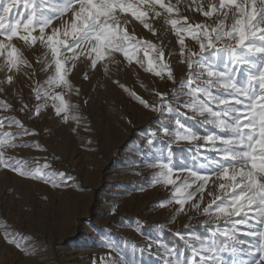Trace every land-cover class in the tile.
<instances>
[{
    "label": "rangeland",
    "instance_id": "1",
    "mask_svg": "<svg viewBox=\"0 0 264 264\" xmlns=\"http://www.w3.org/2000/svg\"><path fill=\"white\" fill-rule=\"evenodd\" d=\"M217 2L197 0L204 5ZM171 3L177 4V0ZM178 7L181 15L189 17L190 23L205 21L202 14L194 10L193 0H179ZM173 18L180 19V16L173 15ZM60 23V20L54 21L53 27ZM153 25L155 35L134 18L127 27L138 39L163 46L174 80L166 74L161 79L146 71L143 50L139 56L145 59L144 66L135 61L129 63L121 53L116 56L118 63H108L107 73L99 63L93 70L88 61H77L68 77L74 88L71 92L65 91V99L70 104L67 122L55 114L51 99L38 116L33 115L34 108L45 103L43 96L40 100L35 98L33 89L38 82L43 84L55 74L54 65L41 71L52 58L50 55L44 58L47 50L40 44L22 48L32 66L8 72L14 78L11 84L0 83L3 88L0 100L12 105L11 109L0 106V115L18 118L37 134L16 137L23 143L8 148L5 158L14 157L32 169L47 164L50 167L45 171L66 175L64 183L53 187L51 182L0 167V264H165L158 242L168 243L166 231L185 237L209 232L206 224L209 216L201 212L214 196L223 195L215 176L203 193L200 210H191L186 204L184 211L179 212L180 206L174 200L166 206L157 203L172 199L175 187L188 176L187 171L179 172L174 168L173 179L179 176L176 185L153 183L161 163L157 158L171 155L175 165L181 166L191 165L194 155L192 145L187 142L171 144V137L163 128L173 131L175 121L179 120L200 135L217 130L200 123L204 117L183 106V102L190 99L186 95L171 101L180 113L187 114L178 115L177 112L155 111L130 94L135 92L149 105H160L158 93H167L171 98L174 90L186 91L179 87V82L187 79L189 69L181 62L178 38L163 17L153 21ZM185 43L192 50L198 48L191 37H186ZM38 57L43 63H37ZM254 59L260 62L259 57ZM4 63V58H0V81L6 78ZM244 70L246 68L242 72ZM86 72L87 79L84 78ZM200 99H205L202 94ZM24 105H27L24 111H19ZM73 115L83 118L79 124L71 119ZM7 130L21 131L16 125ZM35 142L41 147H35ZM202 152L199 162L216 156L214 152ZM209 192L213 195L209 196ZM199 199L200 194H197L195 201L189 203ZM5 233L15 236L24 249L9 242ZM182 241L186 248L179 249L180 258L188 261L192 252L186 240ZM243 241L245 245L254 243L252 237ZM223 258L226 264L231 259H239L230 252L224 253Z\"/></svg>",
    "mask_w": 264,
    "mask_h": 264
},
{
    "label": "snow or ice",
    "instance_id": "2",
    "mask_svg": "<svg viewBox=\"0 0 264 264\" xmlns=\"http://www.w3.org/2000/svg\"><path fill=\"white\" fill-rule=\"evenodd\" d=\"M193 3L194 10L205 18L204 22L190 23L189 17L180 13L179 0L177 4L171 0H0V58H4L3 67L7 70L5 80L0 83L13 82L8 72L18 71L21 66L31 67L22 48L40 44L47 50L44 58L49 55L52 58L41 71L54 65L55 74L43 84L38 82L33 89L37 100L42 96L45 100L34 108L33 115L38 116L51 99L55 114L67 122L70 104L65 99V91L71 92L74 88L68 77L77 61H88L93 70L99 63L107 73L108 63H118L116 56L122 53L129 63L135 61L144 66L146 59V71L161 79L166 74L174 80L163 46L138 39L127 27L134 18L155 35L153 21L163 17L177 36L181 62L189 69L187 79L179 82V87L186 91L174 90L171 98L167 93H158L160 105H149L135 92L130 94L155 111L178 115L187 114L180 113L171 101L186 95L190 99L183 106L204 117L200 123L211 125L217 131L200 135L179 120L175 121L173 131L163 128L171 137V144L187 142L192 145L194 155L191 165L181 166L175 165L171 155L157 158L161 163L153 183L176 185L179 176L173 179L174 168L188 173L175 187L172 199L157 203L166 206L174 200L180 206L179 212L184 211L186 204L191 210H200L203 193L213 176L220 181L218 188L223 195L214 196L202 208L201 214L209 216L206 221L209 236L177 234L191 249L188 261L181 260L179 249L173 245L158 242V247L164 253L165 264H226L223 258L226 252L239 257L228 264H264V0H218L210 5L193 0ZM56 20L61 23L53 27ZM186 37L197 43V50L188 48ZM18 43L21 47H17ZM141 50L145 59L139 56ZM37 63H43V59L38 57ZM84 78H88L87 72ZM56 88L63 91L54 92ZM76 93L79 94L78 88ZM201 94L205 99H200ZM0 106L12 107L2 100ZM71 119L79 124L83 118L73 115ZM12 125L21 131H8ZM35 134L34 129H28L18 118L0 115V167L59 187L65 182V173L45 171L50 167L47 164L26 168L23 161L5 158L8 148L23 143L16 137ZM35 147L41 146L35 142ZM202 150L214 152L216 156L199 162ZM203 171L207 174H202ZM197 194H200L199 201L189 203L195 201ZM5 235L17 248L24 249L15 236ZM241 235L252 237L254 243L245 245L238 239Z\"/></svg>",
    "mask_w": 264,
    "mask_h": 264
},
{
    "label": "trees",
    "instance_id": "3",
    "mask_svg": "<svg viewBox=\"0 0 264 264\" xmlns=\"http://www.w3.org/2000/svg\"><path fill=\"white\" fill-rule=\"evenodd\" d=\"M165 241L177 247L178 249L186 248V245L184 244V242L171 231L165 232Z\"/></svg>",
    "mask_w": 264,
    "mask_h": 264
},
{
    "label": "crops",
    "instance_id": "4",
    "mask_svg": "<svg viewBox=\"0 0 264 264\" xmlns=\"http://www.w3.org/2000/svg\"><path fill=\"white\" fill-rule=\"evenodd\" d=\"M205 233V234H204ZM210 234H209V232L208 231H203V233L201 234V237H207V236H209ZM238 239H240V240H246V241H249L250 240V237H248V236H239L238 237ZM199 259V258H198Z\"/></svg>",
    "mask_w": 264,
    "mask_h": 264
}]
</instances>
